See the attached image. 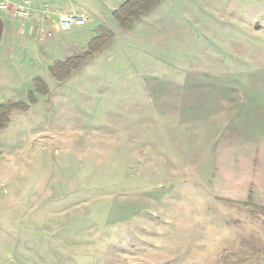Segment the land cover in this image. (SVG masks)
<instances>
[{
  "label": "rangeland",
  "instance_id": "1",
  "mask_svg": "<svg viewBox=\"0 0 264 264\" xmlns=\"http://www.w3.org/2000/svg\"><path fill=\"white\" fill-rule=\"evenodd\" d=\"M30 1L0 46V105L26 108L0 128V264H264V0H161L130 29L126 0ZM67 11L89 21L41 40Z\"/></svg>",
  "mask_w": 264,
  "mask_h": 264
},
{
  "label": "trees",
  "instance_id": "2",
  "mask_svg": "<svg viewBox=\"0 0 264 264\" xmlns=\"http://www.w3.org/2000/svg\"><path fill=\"white\" fill-rule=\"evenodd\" d=\"M161 0H126L113 12V17L123 29H130L145 14L154 9ZM115 37L113 31L105 26L99 28V34L89 43L88 50L83 55L72 56L58 61L51 67L52 75L59 81L65 80L77 71L83 63L102 51ZM38 91L46 92V83L40 77L35 81ZM43 85V86H42ZM15 109H26L22 103H8L0 105V128L9 121L10 115Z\"/></svg>",
  "mask_w": 264,
  "mask_h": 264
},
{
  "label": "built area",
  "instance_id": "3",
  "mask_svg": "<svg viewBox=\"0 0 264 264\" xmlns=\"http://www.w3.org/2000/svg\"><path fill=\"white\" fill-rule=\"evenodd\" d=\"M9 7L8 4L2 3L0 4V8L7 9ZM13 13L15 16L22 17V18H28L31 14L32 5L30 0H22L21 2L13 5L12 7ZM43 13H45V20H47V15L50 13H53L50 9L46 8L43 10ZM89 21V18L87 16L75 13V12H65L59 15V18L57 21H55V24L53 28H50L48 30H45L42 32L39 36V38L45 39L48 37H52L55 35L56 31H68L73 28V26L77 25H84L86 22Z\"/></svg>",
  "mask_w": 264,
  "mask_h": 264
},
{
  "label": "crops",
  "instance_id": "4",
  "mask_svg": "<svg viewBox=\"0 0 264 264\" xmlns=\"http://www.w3.org/2000/svg\"><path fill=\"white\" fill-rule=\"evenodd\" d=\"M77 1L79 2L80 0H77ZM2 3L8 4L9 7L7 9L0 8V46L3 44L5 45L6 42L10 41V39L12 38L13 35H19L20 36L19 31L16 29V27L14 25L15 18L11 15V12L13 11L12 7L15 4H10L11 2L9 0H0V4H2ZM49 9L51 11H54V10H52L53 8L52 9L49 8ZM77 9L82 10V8L80 9L78 7H77ZM67 12H69V11H67ZM43 17H45L44 14H43ZM47 17H54V16L53 15H51V16L47 15ZM21 29L22 28H20V30Z\"/></svg>",
  "mask_w": 264,
  "mask_h": 264
}]
</instances>
